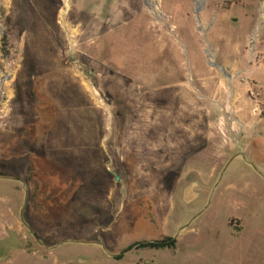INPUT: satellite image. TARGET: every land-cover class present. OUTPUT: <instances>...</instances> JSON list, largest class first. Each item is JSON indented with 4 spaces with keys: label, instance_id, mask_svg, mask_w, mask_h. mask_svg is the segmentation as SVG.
Wrapping results in <instances>:
<instances>
[{
    "label": "rangeland",
    "instance_id": "374dc122",
    "mask_svg": "<svg viewBox=\"0 0 264 264\" xmlns=\"http://www.w3.org/2000/svg\"><path fill=\"white\" fill-rule=\"evenodd\" d=\"M67 3L0 0V264H264V0Z\"/></svg>",
    "mask_w": 264,
    "mask_h": 264
},
{
    "label": "crops",
    "instance_id": "0c3cea01",
    "mask_svg": "<svg viewBox=\"0 0 264 264\" xmlns=\"http://www.w3.org/2000/svg\"><path fill=\"white\" fill-rule=\"evenodd\" d=\"M257 20L259 21V24L264 25V15L257 18ZM257 29H259L258 30V37L261 41H263L264 33H261L260 27H258ZM213 56H214V54H213ZM214 58H215V56H214ZM221 68H223L225 70L232 69V71L237 69L235 64H233V62H231V61L224 63V65L221 66ZM248 90H250V88ZM256 99H257L256 103L258 104L260 110L261 111L264 110V90H260L258 93H256ZM239 120L241 122L240 126L242 127V129H241L242 133L245 134L244 138H243L245 148H249L250 147L249 145L252 146L254 144H255V147L257 149L264 148V118L258 119V123L253 124L252 122H250V120H251L250 116L247 115V113H245V114L243 113V115L239 118ZM252 127L255 128L254 131H255V133L257 132L258 135L255 137L254 140L250 141V139H248V137L250 136V135H248V133L251 131L250 128H252ZM262 154H260V152L256 151L252 155L255 159H258L260 157H262V158L264 157V152H262Z\"/></svg>",
    "mask_w": 264,
    "mask_h": 264
},
{
    "label": "trees",
    "instance_id": "16d2710c",
    "mask_svg": "<svg viewBox=\"0 0 264 264\" xmlns=\"http://www.w3.org/2000/svg\"><path fill=\"white\" fill-rule=\"evenodd\" d=\"M176 242L172 239H167L166 241L160 242V243H148V244H143L140 246H137L138 248L141 249H166V248H173L175 247ZM137 245V244H136ZM136 245L132 246L131 248H129V250H131L132 248L136 247Z\"/></svg>",
    "mask_w": 264,
    "mask_h": 264
},
{
    "label": "water",
    "instance_id": "95a60500",
    "mask_svg": "<svg viewBox=\"0 0 264 264\" xmlns=\"http://www.w3.org/2000/svg\"><path fill=\"white\" fill-rule=\"evenodd\" d=\"M186 201L190 202L192 199V188L187 189L185 192Z\"/></svg>",
    "mask_w": 264,
    "mask_h": 264
},
{
    "label": "built area",
    "instance_id": "2783aa9c",
    "mask_svg": "<svg viewBox=\"0 0 264 264\" xmlns=\"http://www.w3.org/2000/svg\"><path fill=\"white\" fill-rule=\"evenodd\" d=\"M261 62L264 63V56L261 57ZM249 95H250L251 99L256 98V94L254 92H251ZM257 107H259V106L257 105Z\"/></svg>",
    "mask_w": 264,
    "mask_h": 264
},
{
    "label": "flooded vegetation",
    "instance_id": "af4514ba",
    "mask_svg": "<svg viewBox=\"0 0 264 264\" xmlns=\"http://www.w3.org/2000/svg\"><path fill=\"white\" fill-rule=\"evenodd\" d=\"M229 227H231L234 231H241V229H237L234 226H232L231 224H229Z\"/></svg>",
    "mask_w": 264,
    "mask_h": 264
},
{
    "label": "bare ground",
    "instance_id": "6f19581e",
    "mask_svg": "<svg viewBox=\"0 0 264 264\" xmlns=\"http://www.w3.org/2000/svg\"><path fill=\"white\" fill-rule=\"evenodd\" d=\"M66 5H67V7H68V3H67V0H66Z\"/></svg>",
    "mask_w": 264,
    "mask_h": 264
}]
</instances>
